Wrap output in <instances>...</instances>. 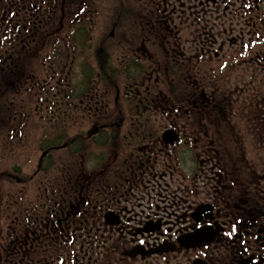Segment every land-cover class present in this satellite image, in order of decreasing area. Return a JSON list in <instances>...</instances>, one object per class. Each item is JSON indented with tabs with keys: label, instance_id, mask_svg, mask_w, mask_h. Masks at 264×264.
<instances>
[{
	"label": "flooded vegetation",
	"instance_id": "flooded-vegetation-1",
	"mask_svg": "<svg viewBox=\"0 0 264 264\" xmlns=\"http://www.w3.org/2000/svg\"><path fill=\"white\" fill-rule=\"evenodd\" d=\"M1 36L0 264H264V0H6Z\"/></svg>",
	"mask_w": 264,
	"mask_h": 264
},
{
	"label": "trees",
	"instance_id": "trees-1",
	"mask_svg": "<svg viewBox=\"0 0 264 264\" xmlns=\"http://www.w3.org/2000/svg\"><path fill=\"white\" fill-rule=\"evenodd\" d=\"M6 3V0H0V6H4ZM35 5V4H33ZM81 29H80V33H81V38L79 40V48H88L90 46V41H91V36L87 35L88 34V27L85 23L84 24H81ZM1 41L4 42L3 39H5L6 37L5 36H1ZM8 38V37H7ZM10 47L9 45H3V46H0V56H4L7 59L6 62L3 63L4 59H2L0 61V67H2V71L4 72L2 75V78H3V81L2 82V86L5 87V88H12L13 84H14V81H15V75H12L11 72H12V68L10 67L11 63H10V56H11V52L9 51ZM122 72H124L123 70H117V71H113L115 74L114 76H118V75H122ZM90 73V76L92 75L91 72ZM24 78V75L21 74ZM102 78H106L104 72H102V75H101Z\"/></svg>",
	"mask_w": 264,
	"mask_h": 264
},
{
	"label": "rangeland",
	"instance_id": "rangeland-1",
	"mask_svg": "<svg viewBox=\"0 0 264 264\" xmlns=\"http://www.w3.org/2000/svg\"><path fill=\"white\" fill-rule=\"evenodd\" d=\"M112 4V3H111ZM100 24H101V26H102V28H104L105 27V16H103V17H100ZM105 30V29H104ZM110 31V29H106V33H108ZM35 44L34 45H32V48H35ZM40 47V57H39V61L38 62H40L41 61V59H43L44 58V56L46 57V50H44V49H42L41 48V46H39ZM46 54V55H45ZM41 70H42V65H41ZM40 94H41V96L43 97V100H44V105L41 107V109H40V111H39V113L40 114H42V115H46V113H47V109H46V103H47V101L49 100V95L47 96V94H45V92L44 91H41L40 92ZM8 102V101H7ZM46 126H48L49 127V124L47 125L46 124ZM49 129H50V127H49ZM41 132V131H40ZM41 137H42V132H41Z\"/></svg>",
	"mask_w": 264,
	"mask_h": 264
}]
</instances>
